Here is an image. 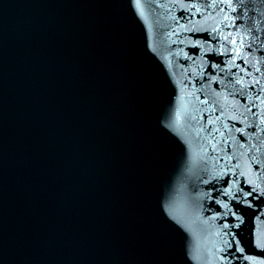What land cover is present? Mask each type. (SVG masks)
<instances>
[{
	"label": "water",
	"instance_id": "obj_1",
	"mask_svg": "<svg viewBox=\"0 0 264 264\" xmlns=\"http://www.w3.org/2000/svg\"><path fill=\"white\" fill-rule=\"evenodd\" d=\"M0 264H264V0H0Z\"/></svg>",
	"mask_w": 264,
	"mask_h": 264
},
{
	"label": "snow or ice",
	"instance_id": "obj_2",
	"mask_svg": "<svg viewBox=\"0 0 264 264\" xmlns=\"http://www.w3.org/2000/svg\"><path fill=\"white\" fill-rule=\"evenodd\" d=\"M138 2V0H137ZM235 2V0H211V4H217V3H220V4H226L228 5L229 7ZM232 44H235L236 41L235 40H232L231 41ZM241 43H243V40L241 41ZM240 217H237V220H239ZM237 251H241L239 248H237ZM245 259H249L248 257H245Z\"/></svg>",
	"mask_w": 264,
	"mask_h": 264
}]
</instances>
